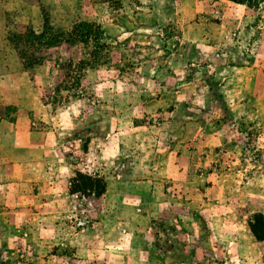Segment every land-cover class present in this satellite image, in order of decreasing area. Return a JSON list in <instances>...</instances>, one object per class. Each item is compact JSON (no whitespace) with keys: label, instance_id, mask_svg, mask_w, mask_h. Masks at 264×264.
Returning a JSON list of instances; mask_svg holds the SVG:
<instances>
[{"label":"rangeland","instance_id":"1","mask_svg":"<svg viewBox=\"0 0 264 264\" xmlns=\"http://www.w3.org/2000/svg\"><path fill=\"white\" fill-rule=\"evenodd\" d=\"M44 22L54 32L93 24L102 35L45 47L31 38ZM26 106L39 119L20 116ZM20 132L50 147L65 134L81 150L92 139L71 193L78 174L105 191L108 171L129 163L109 190L126 197L139 187L144 204L152 194L151 212L176 208L182 226L200 232L196 264H264V239L254 236L264 235V3L0 0V264H150L128 236L116 241L115 217L157 230L168 214L140 218L131 203L103 197V227L92 226L88 202H57L47 182L10 181L4 165L27 145ZM106 135L120 147L100 152L93 139Z\"/></svg>","mask_w":264,"mask_h":264},{"label":"crops","instance_id":"2","mask_svg":"<svg viewBox=\"0 0 264 264\" xmlns=\"http://www.w3.org/2000/svg\"><path fill=\"white\" fill-rule=\"evenodd\" d=\"M234 5L243 6L236 4ZM9 104L16 105V103L14 102H9ZM34 108L38 110L37 105H35ZM34 108H31L29 106L21 107L18 110L19 115L22 116V114H24L27 116V113L30 112V115H32L36 119H39V114L36 112V110H34ZM11 134L16 133L11 132ZM18 134H26L24 138L26 139L28 146H22L19 150L20 153L17 154L15 160H10L9 163H5V171H13V173H11L9 177L10 181L43 183L47 182V187L50 186L49 193H51L54 197H57V202H62L63 200H72L79 202L83 201L84 203L85 201L88 202L90 204L89 209H91L93 213H96L99 220L93 222L92 226L96 225L98 227H103V197L107 205H110V202L111 205H114V203L118 205L122 202L131 203L134 206L133 210L135 212L145 213V216L140 214L138 216L140 218H142V216L145 218H148L150 216L154 218V215H156L157 217H166L165 215L168 214L167 219H170L171 221L168 224H163L162 228L157 230L150 227H147V229L145 230H142L141 228L138 229L137 223H130L128 220L120 221L122 219L117 216L115 217V219H117L118 221L117 224L120 225V230L117 232L116 241H125L126 238H124V235L122 234L128 236L127 240H133V244L136 247V251H138L137 253L140 257L139 260H141V262L148 261L150 264H196L194 260L196 254L194 252L204 250L206 251L201 240L202 238L200 236V232L198 233L195 230H189L183 227L181 223L182 219L180 218L181 216L178 212L173 211L176 210V208H173L169 205V210L166 212V214L162 211L158 213L156 211L151 212L149 210L150 204H153L152 194L149 193V189L146 190L149 194L146 197L145 204L142 202V199L140 197V195H143L145 193V189L135 187V189L128 192V195L125 194L126 197H123V194L121 192L119 194L117 192V189L109 190V187L118 188L117 186L122 183L120 178L124 177L126 171H130L133 169L129 163L126 165L123 164L120 166H115L108 171L113 173L114 179L107 181V184L109 186H107V189L99 196H95L93 193H88V196H84L80 193L69 192V180L74 177L77 171L83 172L84 169L89 167V163L85 164L83 161H90L91 159V144L94 143L92 139H90V141L88 140V142L86 143V149L81 150L79 149L77 144H75L79 140L75 137L72 139L70 134H65L68 137V140L65 141L68 147L65 145V143L61 144L59 142H56L55 146L52 147L47 146L46 143L42 144V142L39 141L42 139V136H39L40 133H36V136H33L28 132H20ZM60 135L62 134H59V136ZM116 135H106L103 139L104 141H99L100 137L99 139L95 137L93 140L98 141L99 151L102 152V148L104 147L106 142L108 143L116 140V142H112V145L114 143H117V148L120 147L118 142H121V138H118V136ZM94 155L95 157L97 156V151H95ZM78 160H82V163H78ZM98 167L100 168L101 165L99 164ZM38 168L43 169L42 174H40L39 176L31 174L29 177H27V171H29L30 169L35 170ZM94 169L99 173L98 176L103 175V169ZM104 178L106 179V177ZM142 183L150 184L151 181L147 180ZM94 201L98 202L96 208L92 205L94 203H91ZM105 217H107V219L109 220L112 219L109 216ZM115 219H112L113 222ZM125 223H130L129 225H131L132 229H125L123 227V225H126ZM117 229L119 228L117 227ZM191 259L193 260L191 261Z\"/></svg>","mask_w":264,"mask_h":264},{"label":"trees","instance_id":"3","mask_svg":"<svg viewBox=\"0 0 264 264\" xmlns=\"http://www.w3.org/2000/svg\"><path fill=\"white\" fill-rule=\"evenodd\" d=\"M227 1L236 5H244L247 4L248 2H255V1L264 3V0H227ZM101 35L102 32L98 28H95L93 24L79 23L77 25H73L71 30L68 32H54L44 22L41 32L39 34L32 35L31 38L36 42L41 41L42 43L41 46L52 47V46H60L62 44L72 46L75 45L76 43H82L86 45L88 42H90V40L98 41ZM35 45L38 46L39 44H35ZM77 176L82 178L83 180L81 179V181L83 182L81 184H77L74 187L72 193L79 192L80 191L79 189H83V190H88L89 193H93L95 196H99L104 192L103 187L98 189L99 187L96 186V184L93 186L91 185L90 182L91 181L93 182L94 179L87 178L88 181H86V179L81 175L78 174ZM93 187L95 191L91 190ZM254 236L259 240L264 239V235L258 236L256 233L254 234Z\"/></svg>","mask_w":264,"mask_h":264}]
</instances>
